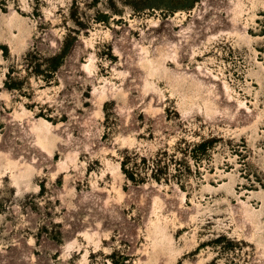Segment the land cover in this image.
I'll use <instances>...</instances> for the list:
<instances>
[{
	"label": "rangeland",
	"instance_id": "374dc122",
	"mask_svg": "<svg viewBox=\"0 0 264 264\" xmlns=\"http://www.w3.org/2000/svg\"><path fill=\"white\" fill-rule=\"evenodd\" d=\"M0 264H264V0H0Z\"/></svg>",
	"mask_w": 264,
	"mask_h": 264
},
{
	"label": "bare ground",
	"instance_id": "6f19581e",
	"mask_svg": "<svg viewBox=\"0 0 264 264\" xmlns=\"http://www.w3.org/2000/svg\"><path fill=\"white\" fill-rule=\"evenodd\" d=\"M250 1H251V0H250ZM252 1H253V0H252ZM255 1H256V0H255ZM244 2H245V1H244ZM260 2H261V1H260ZM252 3H253V2H252ZM257 3H258V2H257ZM257 3H256V4H257ZM217 5H220V4H217ZM220 6H221V5H220ZM253 7H255V6H253ZM208 12H209V11H208ZM217 15H218V14H217ZM228 15H229V14H228ZM213 16H214V15H213ZM182 17H183V16H182ZM219 18H220V17H219ZM243 19H244V18H243ZM245 19H246V18H245ZM245 19H244V20H245ZM214 20H215V19H214ZM218 20H219V19H218ZM218 20H217V22H218ZM220 21H221V19H220ZM222 22H223V20H222ZM211 23H212V22H211ZM211 23H210V24H211ZM214 23H215V22H214ZM218 23H220V22H218ZM228 23H229V22H228ZM208 24H209V23H208ZM210 24H209V26H210ZM245 24H246V23H245ZM215 25H216V24H215ZM181 26H182V25H181ZM194 26H195V25H194ZM211 26H212V25H211ZM238 26H239V25H238ZM231 29H232V28H231ZM183 31H184V30H183ZM237 31H238V30H236V32H237ZM244 32H245V31H244ZM244 32H243V33H244ZM233 34H234V33H233ZM235 34H236V33H235ZM240 36H241V35H240ZM239 38H240V37H239ZM228 85H229V84H228ZM239 102H240V101H239ZM239 102H238V103H239ZM201 105H202V104H201ZM208 105H209V104H208ZM52 131H53V130H52ZM51 133H52V132H51ZM48 135H49V134H48ZM55 137H57V136H55ZM41 138H42V137H41ZM39 140H40V139H39ZM42 141H43V138H42ZM55 143H56V142H55ZM46 144H47V143H46ZM48 144H49V143H48ZM40 145H42V144H40ZM7 158H8V157H7ZM10 159H11V158H10ZM11 161H12V159H11ZM13 161H14V160H13ZM15 162H16V161H15ZM24 163H25V162H24ZM7 164H8V163H7ZM26 164H27V163H26ZM29 164H31V163H29ZM29 164H28V166H29ZM15 166H16V165H15ZM28 166H27V167H28ZM27 167H26V171H27V169H29V168H27ZM17 168H19V167H17ZM19 169H20V168H19ZM20 174H21V172H20ZM19 176H20V175H19ZM24 177H25V176H24ZM18 179H20V178H18ZM230 187H231V186H230ZM243 205H244V204H243ZM247 206H248V204H247ZM258 212H259V211H258ZM159 227H160V226H159ZM163 228H164V227H163ZM152 254H153V253H152Z\"/></svg>",
	"mask_w": 264,
	"mask_h": 264
}]
</instances>
